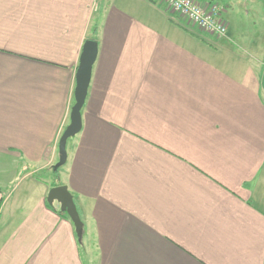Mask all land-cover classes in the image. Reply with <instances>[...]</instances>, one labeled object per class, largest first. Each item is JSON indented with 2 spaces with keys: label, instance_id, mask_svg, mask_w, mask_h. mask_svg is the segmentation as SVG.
Returning a JSON list of instances; mask_svg holds the SVG:
<instances>
[{
  "label": "crops",
  "instance_id": "crops-1",
  "mask_svg": "<svg viewBox=\"0 0 264 264\" xmlns=\"http://www.w3.org/2000/svg\"><path fill=\"white\" fill-rule=\"evenodd\" d=\"M196 1L225 37L160 0H0V264H264V0Z\"/></svg>",
  "mask_w": 264,
  "mask_h": 264
},
{
  "label": "water",
  "instance_id": "water-1",
  "mask_svg": "<svg viewBox=\"0 0 264 264\" xmlns=\"http://www.w3.org/2000/svg\"><path fill=\"white\" fill-rule=\"evenodd\" d=\"M98 57V43L95 40H87L84 44L80 63L76 73V87L74 92L75 103L70 113V123L63 132L59 141V163L56 168H60L66 164L68 159L67 143L68 140L77 136L83 127L82 110L85 106L88 91L92 79V72L95 62ZM47 202L53 206L57 203L60 206V211L66 213L72 221L78 243H83L84 223L82 222L74 196L65 185L56 186L50 189Z\"/></svg>",
  "mask_w": 264,
  "mask_h": 264
},
{
  "label": "built area",
  "instance_id": "built-area-1",
  "mask_svg": "<svg viewBox=\"0 0 264 264\" xmlns=\"http://www.w3.org/2000/svg\"><path fill=\"white\" fill-rule=\"evenodd\" d=\"M167 3L174 13L202 34L225 37L228 23L223 17L224 8L215 3L202 4L196 0H160Z\"/></svg>",
  "mask_w": 264,
  "mask_h": 264
},
{
  "label": "trees",
  "instance_id": "trees-1",
  "mask_svg": "<svg viewBox=\"0 0 264 264\" xmlns=\"http://www.w3.org/2000/svg\"><path fill=\"white\" fill-rule=\"evenodd\" d=\"M95 35H96V34L93 33V37H91V39L97 41V37H96ZM60 214L63 215V216H66L67 218H69V216H68L66 213H63V212L60 211ZM69 219H70V218H69Z\"/></svg>",
  "mask_w": 264,
  "mask_h": 264
},
{
  "label": "rangeland",
  "instance_id": "rangeland-1",
  "mask_svg": "<svg viewBox=\"0 0 264 264\" xmlns=\"http://www.w3.org/2000/svg\"><path fill=\"white\" fill-rule=\"evenodd\" d=\"M215 3H219V2H215ZM224 3H226V2H223V3L220 2L219 4L222 5V6H224V5H223ZM196 29H197V28H196ZM70 143H71V142H70ZM69 146H71V145H69ZM61 168H62V167H61ZM55 206H56V205H55ZM56 207H57V206H56Z\"/></svg>",
  "mask_w": 264,
  "mask_h": 264
}]
</instances>
